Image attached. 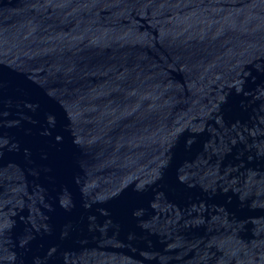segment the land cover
Wrapping results in <instances>:
<instances>
[{"label": "water", "instance_id": "water-1", "mask_svg": "<svg viewBox=\"0 0 264 264\" xmlns=\"http://www.w3.org/2000/svg\"><path fill=\"white\" fill-rule=\"evenodd\" d=\"M0 264H264V0H0Z\"/></svg>", "mask_w": 264, "mask_h": 264}]
</instances>
